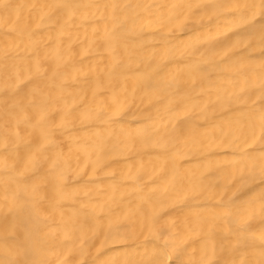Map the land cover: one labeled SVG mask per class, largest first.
Segmentation results:
<instances>
[{
    "label": "bare ground",
    "instance_id": "6f19581e",
    "mask_svg": "<svg viewBox=\"0 0 264 264\" xmlns=\"http://www.w3.org/2000/svg\"><path fill=\"white\" fill-rule=\"evenodd\" d=\"M0 264H264V0H0Z\"/></svg>",
    "mask_w": 264,
    "mask_h": 264
}]
</instances>
